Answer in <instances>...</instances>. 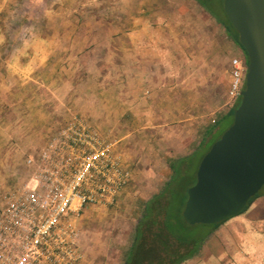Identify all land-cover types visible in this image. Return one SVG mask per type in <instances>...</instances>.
Wrapping results in <instances>:
<instances>
[{
	"label": "rangeland",
	"instance_id": "1",
	"mask_svg": "<svg viewBox=\"0 0 264 264\" xmlns=\"http://www.w3.org/2000/svg\"><path fill=\"white\" fill-rule=\"evenodd\" d=\"M55 2L0 0V207L4 196L25 179L26 157L34 154L70 114L81 115L117 141L116 151L123 158L131 162L134 156L138 157L133 168L138 163L139 177L125 192V199L120 198L115 205L104 209L89 208L79 221L80 248L83 254L87 253L91 264H123L124 253L143 214L139 192L164 188L169 178L164 170L165 152L171 151L173 137L183 129L181 121L197 116H201L198 121L205 123L221 120L236 100L228 98L227 82L220 83L219 89L211 93L215 101L221 93V103L217 105L122 106L116 98L114 74L107 78L100 73L105 69V59L69 57L63 52L44 59L42 67L23 78L20 70L40 60L28 55L17 56V51L33 49L30 44L37 35L52 36L57 30L54 27L52 31V27L43 26L42 22L51 19ZM72 13L66 12L63 18L68 19ZM61 48L66 47H58ZM205 49L215 56L218 49L223 50V45H206ZM233 58L238 56H230L229 63ZM208 60H211V69L222 71L217 59ZM231 124L232 117H226L214 126L215 136L220 137ZM200 156L198 153L192 158L190 182ZM260 196H264V186ZM184 197L185 194L179 199ZM180 233L187 236V231Z\"/></svg>",
	"mask_w": 264,
	"mask_h": 264
},
{
	"label": "crops",
	"instance_id": "2",
	"mask_svg": "<svg viewBox=\"0 0 264 264\" xmlns=\"http://www.w3.org/2000/svg\"><path fill=\"white\" fill-rule=\"evenodd\" d=\"M66 12L74 15L65 19ZM42 22L43 26L52 27V31L54 27L57 30L52 36L37 35L30 44L33 49L17 51V56L40 60L20 70L23 78L42 67L44 59L60 56L62 52L69 57H99L106 62L100 73L107 78L114 74L116 98L122 106L220 104L221 93L216 101L211 93L219 89L220 83L230 82L229 57L237 55L244 61L243 52L227 37L223 26L193 0H56L51 19ZM221 44L223 50L218 49L215 56L205 49L206 45ZM59 46L66 48L58 49ZM207 58L217 59L222 71L211 69V60L207 62ZM231 109L221 120L212 119L210 123L198 121L201 116L181 121L183 129L173 137L171 151L165 152L164 170L169 176L166 184L173 176L172 164L207 153L219 137L215 136L214 126L229 117ZM192 119H195L193 123ZM133 158L131 162L123 158L132 172L125 192L139 177L138 163L133 168L138 157ZM160 191H140L143 202L137 201L144 206ZM125 192L120 198L125 197ZM131 245L124 253L123 264ZM80 264H91L87 253ZM181 264H264V196L257 197L244 212L214 228L197 254Z\"/></svg>",
	"mask_w": 264,
	"mask_h": 264
},
{
	"label": "built area",
	"instance_id": "3",
	"mask_svg": "<svg viewBox=\"0 0 264 264\" xmlns=\"http://www.w3.org/2000/svg\"><path fill=\"white\" fill-rule=\"evenodd\" d=\"M246 65L230 60L227 96L240 98ZM117 141L85 117L67 121L25 160L27 176L0 207V264H80L79 221L115 205L132 179Z\"/></svg>",
	"mask_w": 264,
	"mask_h": 264
},
{
	"label": "water",
	"instance_id": "4",
	"mask_svg": "<svg viewBox=\"0 0 264 264\" xmlns=\"http://www.w3.org/2000/svg\"><path fill=\"white\" fill-rule=\"evenodd\" d=\"M248 63L230 127L202 157L182 211L186 224L238 216L264 186V0H224Z\"/></svg>",
	"mask_w": 264,
	"mask_h": 264
},
{
	"label": "trees",
	"instance_id": "5",
	"mask_svg": "<svg viewBox=\"0 0 264 264\" xmlns=\"http://www.w3.org/2000/svg\"><path fill=\"white\" fill-rule=\"evenodd\" d=\"M193 1L223 26L227 37L243 52V62L247 66V55L240 45L238 33L233 29L224 13V0ZM239 103L240 98L234 102L230 111L229 116L232 119ZM218 139L219 137L216 140ZM203 156L204 154L194 166L193 182L188 181V176L192 172L193 167L192 159L181 160L171 165L173 167V176L170 181L158 195L143 206V214L135 227L131 249L124 264H181L196 255L212 230L222 223L190 226L186 224L182 217V211L187 199V190L196 181V170ZM183 194H185V197L179 199ZM258 195L259 193L249 200L242 212L247 209ZM180 231H187V236H182Z\"/></svg>",
	"mask_w": 264,
	"mask_h": 264
}]
</instances>
